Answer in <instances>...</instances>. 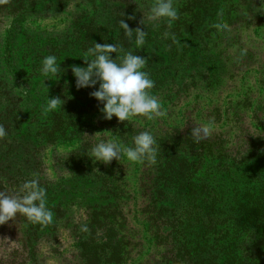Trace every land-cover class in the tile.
Instances as JSON below:
<instances>
[{
	"label": "rangeland",
	"instance_id": "rangeland-1",
	"mask_svg": "<svg viewBox=\"0 0 264 264\" xmlns=\"http://www.w3.org/2000/svg\"><path fill=\"white\" fill-rule=\"evenodd\" d=\"M44 1L35 0L37 3ZM151 3L152 0H64L55 9L50 2L49 8L35 6L25 14L27 16L22 17L19 24L24 33L22 38L37 47L40 55L47 56L51 52L57 57H63L65 53L72 56L63 67L65 71L58 81L62 82L61 85L50 88L48 83L55 77H47V80H42L39 93L46 95L48 90L49 98L59 97L63 100L71 117H80L77 124H82V128L75 132L79 134L77 139H67L68 136H65L66 141L37 143L34 152H37L39 164L32 169L37 172L36 178L47 189L50 198L53 199V194L59 190L61 211L59 216H54L57 218L54 228L51 231L49 226L46 231L39 229L35 237L37 240L33 244L31 242V247L35 248L33 257L27 256L28 251L23 247L25 227L16 218L6 222V230L0 235L1 264H108L111 245L121 242L128 243V248L132 250H128L120 264H156L157 259L165 253L164 239L140 218V211L147 206L148 201L137 195L138 176L135 173H128L127 188L122 190L126 196L123 198L122 194L119 195L122 198V210L115 215L118 221L113 224L105 222L93 227V217H90L89 211L81 205L70 206L66 202L69 195L80 193L73 184L67 182L73 175L80 179L84 173L93 174L91 181L97 175L92 172L96 168L90 170L89 164L97 168L100 164L107 165L93 162L89 151L99 140L110 139V133L127 145L141 131L152 133L158 143L166 140L184 141V138L196 140L192 128L211 121L213 126L209 139L217 138L228 148L237 146L243 151V144L248 143L250 146L260 137L263 140L264 0H196L200 11L202 8L205 10L206 14L202 16L206 22L202 24L199 21L195 30L191 29L188 35L181 36L172 34L166 21L149 22L145 19L144 25L140 23ZM174 3L179 12L183 5L194 1L174 0ZM199 13L195 19H200ZM120 19L128 23L130 29L139 27L147 31L146 43L136 54L148 62L152 60V50L156 48L168 53L167 56H172L175 62L179 60L182 63L193 57L200 64L209 63L207 65L217 70L218 79L208 77L207 71L200 66L192 70L194 78L184 77L178 67L174 77L164 81L162 87L151 90V94L161 102L166 116L153 120L140 116L123 122L115 117L103 119L100 111L102 105L89 95L95 89L78 90L69 66H86L84 59H90L86 51L94 42L115 43L125 49L131 48L119 29ZM221 19L228 24L227 29L211 27ZM183 22L179 16L174 23L179 24V28L192 23L191 20ZM208 22L209 25L204 28ZM11 23V20H5L1 27L0 43L4 41ZM165 32L170 34L167 39L164 38ZM171 36H175L176 42ZM49 44L52 49L47 47ZM195 45V52L200 53V57H195L196 53L191 52V47ZM215 50L222 53L219 63L215 62ZM68 60L73 62L68 63ZM39 67L40 62L31 63V77L43 78L37 71ZM31 84L23 82L22 87H30ZM72 92H75V97ZM24 101L22 97V112L34 110L35 104L28 105ZM116 161L114 159L108 164ZM114 165L116 167V163ZM124 169L130 172L129 167ZM22 172L26 173L23 169ZM30 179L22 175V183ZM86 189L90 190V196H97L101 186ZM25 221L22 216V223ZM82 224H87L88 233L80 232ZM50 225L53 226V223Z\"/></svg>",
	"mask_w": 264,
	"mask_h": 264
},
{
	"label": "trees",
	"instance_id": "trees-1",
	"mask_svg": "<svg viewBox=\"0 0 264 264\" xmlns=\"http://www.w3.org/2000/svg\"><path fill=\"white\" fill-rule=\"evenodd\" d=\"M193 1L179 9L183 23L191 20L190 25L179 28L177 23L165 24L172 34L188 35L189 30L197 28L199 21L202 24L206 22L202 16L206 14L205 10L202 8L200 11L196 0ZM49 2L55 9L64 0L38 3L35 0H0V29L5 20L12 21L4 41L0 43L3 45L0 47V125L8 133L0 139V192L10 196L19 193L22 175L36 179L37 172L32 168L39 164L37 152H34L39 141L50 143L66 141L70 137L77 139L79 134L75 132L82 128V124H77L80 117H71L66 105L63 104L61 110L48 109L46 95L39 93L40 84L46 78L30 76L31 63L41 62L45 56L40 55L37 47L23 40L24 33L19 24L33 7L49 8ZM197 13L201 14L200 19H195ZM208 25L209 22L204 28ZM47 47L52 49L50 44ZM191 48V52L196 53V45ZM167 54L154 48L152 60L144 69L154 81L153 89L162 87L164 81L174 77L178 67L184 77L194 78L192 70L200 66L207 71L208 77L218 79L217 70L207 65L209 63L200 64L193 57L182 63L179 60L175 62L176 59L173 61V57ZM48 55H52L51 52ZM199 55L196 53L195 57ZM214 55L215 62L219 63L221 51L215 50ZM68 58L72 59L69 53L57 57L61 69ZM58 81L57 77L52 78L49 87L58 88L62 83ZM23 82L32 84L22 87ZM72 93L75 97V92ZM22 97L28 105L35 104L34 110L22 112ZM256 141L259 143L255 144ZM127 143L131 146L132 142ZM156 146L155 163L147 159L143 162L120 159L115 162L116 167L115 163L100 164L98 168L89 164L90 170L97 169L92 171L96 178L90 181L93 174L84 173L80 179L73 175L67 182L80 193L69 195L67 204H78L89 211L93 227L105 222L113 224L118 221L115 215L122 210L119 195L126 196L122 190L127 188L128 173H135L138 176L137 195L148 201L140 211V218L164 239L165 253L156 264H264V137L263 140L256 138L250 146L243 144V151L237 146L228 148L217 138L212 140L209 137L205 140H166L156 142ZM124 167H129L130 172ZM95 185H100L101 190L97 196H90V190L86 188ZM58 191L53 194V199L47 191L46 206L54 216H59L61 211L62 198L58 197ZM15 218L25 227L22 243L28 251L26 255L33 257L35 248L31 247V242L33 244L37 240L39 229L46 231L49 226L51 231L57 218L53 219V226L28 221L22 223L19 215ZM5 230L6 223L0 224V235ZM110 248L108 264H120L128 250H132L126 242L116 243Z\"/></svg>",
	"mask_w": 264,
	"mask_h": 264
},
{
	"label": "clouds",
	"instance_id": "clouds-1",
	"mask_svg": "<svg viewBox=\"0 0 264 264\" xmlns=\"http://www.w3.org/2000/svg\"><path fill=\"white\" fill-rule=\"evenodd\" d=\"M222 15V13H221ZM131 19V17H130ZM149 22L166 21L169 25L179 19L178 8L174 0H152L146 16L140 21ZM119 29L132 46L125 49L122 45L115 43H95L86 51L84 67L69 66L75 80V87L79 89L94 88L89 95L102 107L103 119L111 120L115 117L118 121H129L135 117H146L153 120L156 117L166 116L161 102L151 94L154 81L149 73L145 71L148 60L137 55L136 51L143 49L146 43L147 31L137 27L130 29L128 23L123 19L118 21ZM216 29H227L229 26L222 19L211 25ZM169 33H164V38H169ZM176 42L175 36H171ZM113 54L114 55L113 57ZM38 73L43 77H60L64 69L57 63V56H45L40 62ZM47 80V79H45ZM44 80V81H45ZM48 109H62L64 103L59 97L49 98L46 93ZM212 122L199 123L192 128V134L197 140L206 139L212 131ZM110 133V132H108ZM8 135L3 125H0V139ZM110 139H101L95 143L89 151L93 162L108 164L112 160L126 159L129 162H143L150 160L156 162L158 148L152 133L141 131L132 138L131 146L120 142L116 135ZM47 189L40 183L39 178L23 182L19 193L8 195L0 192V224L19 216L32 224L48 225L53 223L54 214L46 206ZM87 224L80 226L81 233H88Z\"/></svg>",
	"mask_w": 264,
	"mask_h": 264
}]
</instances>
